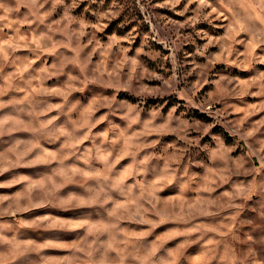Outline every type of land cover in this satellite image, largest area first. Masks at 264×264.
I'll return each instance as SVG.
<instances>
[{"label":"rangeland","instance_id":"obj_1","mask_svg":"<svg viewBox=\"0 0 264 264\" xmlns=\"http://www.w3.org/2000/svg\"><path fill=\"white\" fill-rule=\"evenodd\" d=\"M0 264H264V0H0Z\"/></svg>","mask_w":264,"mask_h":264}]
</instances>
